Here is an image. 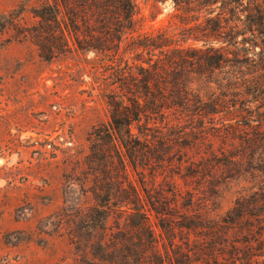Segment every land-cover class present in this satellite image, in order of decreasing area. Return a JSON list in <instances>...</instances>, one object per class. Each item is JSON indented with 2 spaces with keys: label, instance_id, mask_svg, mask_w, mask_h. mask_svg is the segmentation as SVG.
Returning a JSON list of instances; mask_svg holds the SVG:
<instances>
[{
  "label": "rangeland",
  "instance_id": "obj_1",
  "mask_svg": "<svg viewBox=\"0 0 264 264\" xmlns=\"http://www.w3.org/2000/svg\"><path fill=\"white\" fill-rule=\"evenodd\" d=\"M136 3L118 65L92 47L101 24L90 10L77 8L86 17L72 22L73 7H61L58 23L38 15L47 0H0V264H226L232 243L263 253L253 264H264L251 239L264 233L256 71L241 66V78L227 82L229 67L184 62L189 110L165 108L143 131L133 122L131 149L123 128L109 135L112 111L128 102L114 75L130 81L133 37L164 32L169 47L210 44L193 38L204 7ZM237 199L242 215L226 223Z\"/></svg>",
  "mask_w": 264,
  "mask_h": 264
},
{
  "label": "trees",
  "instance_id": "obj_2",
  "mask_svg": "<svg viewBox=\"0 0 264 264\" xmlns=\"http://www.w3.org/2000/svg\"><path fill=\"white\" fill-rule=\"evenodd\" d=\"M174 1L177 4H193V8H205L206 22L201 29L202 33L194 35L193 38L199 40L203 36V41L210 44L205 48L186 49L178 44L169 47L168 43H163L166 40L164 32L146 33L141 37H133L129 41L128 44L133 48L134 54L131 56V61L128 58L124 61L126 67L129 68L127 79L129 77L130 81L126 82L124 71H119L114 75V82H117V86L124 91L123 94L128 102L123 105V112H118L119 106L112 111L111 122L114 130L109 133L115 137L114 131L123 128L126 136L122 137V140L128 149H131L133 143L138 140L134 137L131 128L133 122L136 123L138 131H143V129L150 128L149 119L154 115L162 114L165 108L190 109L188 108L191 100L189 96L193 94V87L184 73L188 70L184 62H189L192 66L195 63L204 62L212 69L220 70L229 67L223 70L227 82L240 79L241 66H246L256 71L254 87L264 85V0ZM71 6L73 7L72 13L66 14L72 22L77 16L86 17V13L84 15L77 13L75 11L77 8L81 11L90 10L92 12L94 19L101 24V29L95 34L97 43L92 47L105 54L110 53L111 61L120 65L118 50L122 39L133 30L136 0H47L48 9L39 10L38 15L60 23V17L63 18L61 7L67 9ZM132 35L133 33L131 37ZM214 41H220L222 44L215 46L212 44ZM230 45L233 46L231 50L228 49ZM79 46L82 47L81 44ZM178 69L181 70L182 75L177 73ZM247 92L253 93L254 91ZM229 93L231 91H227L226 94ZM197 97L200 100L198 107L201 110L205 101L198 94ZM217 99L222 101L221 98ZM142 118L146 119V122L143 123ZM241 206V200L237 199L224 221L235 223L242 215V211H239ZM251 239L256 241L257 248L264 250L263 232L257 236L254 234ZM231 246L234 251L228 259L224 258L223 262L226 264H238L242 258L246 260L244 264H253L257 261L258 255H263V253H256L252 250L243 254L240 253L238 245L232 243Z\"/></svg>",
  "mask_w": 264,
  "mask_h": 264
}]
</instances>
